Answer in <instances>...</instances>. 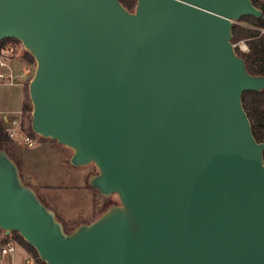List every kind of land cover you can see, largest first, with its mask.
Returning a JSON list of instances; mask_svg holds the SVG:
<instances>
[{"label": "water", "instance_id": "water-1", "mask_svg": "<svg viewBox=\"0 0 264 264\" xmlns=\"http://www.w3.org/2000/svg\"><path fill=\"white\" fill-rule=\"evenodd\" d=\"M251 0H0V42L35 61L31 129L116 195L66 233L0 149V230L46 264H264V143L242 105L264 89L231 43Z\"/></svg>", "mask_w": 264, "mask_h": 264}, {"label": "rangeland", "instance_id": "rangeland-1", "mask_svg": "<svg viewBox=\"0 0 264 264\" xmlns=\"http://www.w3.org/2000/svg\"><path fill=\"white\" fill-rule=\"evenodd\" d=\"M233 24L246 27V24L241 21H235L233 22ZM236 47L240 51H242V46ZM25 52L26 51L24 50V53ZM30 66V75L33 76L36 66L35 62L31 63ZM29 81L30 80L27 79L24 84V87L26 88L24 89L23 104L30 105L31 108V103L28 96ZM15 89H17L18 93L15 95L17 99H12V101L10 99V101L7 102V104H9L10 102L12 107L15 103H17V105L19 103L20 92L18 91V88ZM6 93L7 88L0 87V100L4 98ZM4 101L5 100L3 99L1 106L4 105ZM17 105L15 107H17ZM30 124L31 114L30 118H28L27 115H24L22 129H27L29 126H31ZM33 139L35 140V143L31 148H26L14 142L15 146L17 147L16 155H19L23 162V166L21 170H19L20 177L25 184L29 185L33 190H37L39 194L47 199L51 210L53 209L55 213L63 218L64 216L68 218L80 217L83 220H86L84 222H91L101 214V211L103 209L119 203L116 195H112L106 198L99 195L97 191L95 192L93 190H88V192L83 190L84 181L80 178L82 177L84 179H88L90 176H94L97 174V169L93 164L78 168L67 167L63 164V161L65 159L69 160L70 156L72 155V151L70 149L64 146H57V143H55L54 141L41 138L35 133ZM41 185L60 187L61 190L53 192L52 194H48L43 190H38L39 186ZM93 199L96 201V205L94 208L95 210L92 209ZM2 234L3 232H0V235ZM18 238L19 237L17 235L10 234L7 240L13 242L20 251L22 250L23 252L27 253L19 245ZM18 256L21 258L23 254L21 252H18Z\"/></svg>", "mask_w": 264, "mask_h": 264}, {"label": "trees", "instance_id": "trees-1", "mask_svg": "<svg viewBox=\"0 0 264 264\" xmlns=\"http://www.w3.org/2000/svg\"><path fill=\"white\" fill-rule=\"evenodd\" d=\"M119 1L128 11H132L136 5V0H119ZM251 2L254 5V7H256L258 10L262 12V16L264 17V1L251 0ZM238 21H241L244 24H246V27L233 24L231 43L233 45H236L240 42H244V44L247 46L248 51L242 52L236 47L235 48L236 54L244 60L246 70L250 75L264 77V20L262 18L247 16V17H242ZM6 40H12L18 42L17 40H13V39H6ZM22 58L24 62H26L27 64H31L35 62L33 57L27 52L24 53ZM25 88L26 87H24V89ZM242 105L250 121L252 134L255 140L258 143H264V89L259 92H255V91L244 92L242 95ZM31 110L32 109L30 108V105L27 104L22 105L23 114L27 115L28 118H30ZM24 131L25 132L27 131L28 133L27 132L26 133L31 138H34V132L32 131L31 126H29ZM57 146L60 145L57 144ZM0 149L6 152V154L16 163L19 170H21L23 166L22 159L19 155H16L17 147L15 146V143L7 136L4 128V123L2 121H0ZM263 161H264V152H263ZM63 164L67 167L72 168L68 163V159H65L63 161ZM87 180L88 179L85 178L84 188L96 192L95 189L91 188L88 185ZM25 185L29 186L27 184ZM38 190L57 192L60 191L61 188L41 185L39 186ZM34 191L36 192L38 199L46 206V208L51 209L47 199L41 194H39L37 190ZM95 205H96V201L93 199L92 209L95 208ZM107 208L103 209L101 211V214ZM56 216L58 220L62 223L64 227V231L66 233H71L76 226L82 223H86L80 217L76 219L65 220L57 213ZM11 234L17 235L19 237L18 238L19 245L35 259L37 264H46L39 259L36 250L32 246L27 244L17 232H12Z\"/></svg>", "mask_w": 264, "mask_h": 264}, {"label": "built area", "instance_id": "built-area-1", "mask_svg": "<svg viewBox=\"0 0 264 264\" xmlns=\"http://www.w3.org/2000/svg\"><path fill=\"white\" fill-rule=\"evenodd\" d=\"M235 46H242V52L248 51L244 42H240ZM23 55L24 48L20 43L6 39L0 42V85L12 86L20 84L24 87L27 79L31 80L32 75H30V64H26V66L21 69L20 73L12 70L9 65L10 62L18 57H23ZM20 77H23V80H19ZM0 117L1 121L4 123L7 136L13 142L26 148L34 146L35 140L22 129L24 117L22 108L19 111L12 113L9 117L7 114H1ZM7 238L8 236H5L4 233L0 235V264H36V261L32 256L22 250L20 251L18 247L13 242L7 240ZM18 252L23 254L21 258L18 256Z\"/></svg>", "mask_w": 264, "mask_h": 264}, {"label": "crops", "instance_id": "crops-1", "mask_svg": "<svg viewBox=\"0 0 264 264\" xmlns=\"http://www.w3.org/2000/svg\"><path fill=\"white\" fill-rule=\"evenodd\" d=\"M26 64L27 63L24 62V60H23L22 57H18L15 60H13L12 62H10L9 65H10V67H11L12 70H14L17 73H20L21 69L24 66H26ZM19 80H23V77H20ZM0 87L7 88V93L5 94V96L3 98L5 100L3 106H1L2 105V102H3V99L0 100V115L1 114H4V115L7 114L8 117H9L12 113L17 112V111H19L22 108L23 100H24V87L21 86L20 84H15V85H12V86H3V85H0ZM15 88H18V91L20 92L19 103H18V105H17V103H15L13 105V107H12V105L10 104V102H9V104H7V102L10 101V99H11V101H12V99H17L15 97V95L18 94V93H17V89H15ZM13 97H15V98H13ZM16 105H17V107H15ZM0 121H1V117H0ZM80 179H83V181H85V179L82 178V177ZM46 186H48V185H46ZM83 190L84 191H88V189H85L84 186H83ZM43 191L45 193H48V194H52L53 193V192H48L47 190H43ZM63 219H65V220H71V219H76V217L68 218V217H65L64 216ZM84 221H86V220L84 219ZM86 223H89V222H86Z\"/></svg>", "mask_w": 264, "mask_h": 264}]
</instances>
